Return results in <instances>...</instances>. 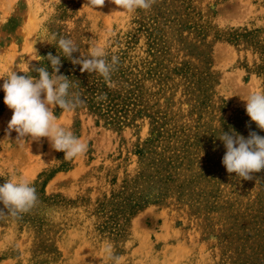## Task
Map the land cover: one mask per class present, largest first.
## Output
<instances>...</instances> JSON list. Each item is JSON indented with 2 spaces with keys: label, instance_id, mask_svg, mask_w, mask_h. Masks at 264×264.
Returning a JSON list of instances; mask_svg holds the SVG:
<instances>
[{
  "label": "rangeland",
  "instance_id": "rangeland-1",
  "mask_svg": "<svg viewBox=\"0 0 264 264\" xmlns=\"http://www.w3.org/2000/svg\"><path fill=\"white\" fill-rule=\"evenodd\" d=\"M85 5L0 0V78L34 48L59 54L42 28L74 39V56L96 42L120 60L110 87L61 57L58 74L85 104L54 113L87 143L80 158L47 138L16 141L0 91V184L25 179L40 201L0 219V264H113L109 243L120 264H264V171L228 174L217 138L264 136L243 101L264 91V0H155L135 14Z\"/></svg>",
  "mask_w": 264,
  "mask_h": 264
},
{
  "label": "clouds",
  "instance_id": "clouds-1",
  "mask_svg": "<svg viewBox=\"0 0 264 264\" xmlns=\"http://www.w3.org/2000/svg\"><path fill=\"white\" fill-rule=\"evenodd\" d=\"M111 3L118 11L135 14L138 10H150L155 0H111ZM104 5L105 0H86L85 7L96 11ZM39 36L51 41L60 52L41 57L34 48V57L21 61L23 71H10L7 78H0L3 81L0 84V91L4 92L3 102L12 112L7 132L15 131L16 141L24 143V138H28V141L47 138L52 149L62 152L67 160L83 157L88 151L87 143L59 124L58 116L54 113L57 108L64 113L75 112L85 104L80 91L72 90L75 86L69 77L58 74L62 66L61 57L73 65H79L81 72L98 74L106 84L115 87L112 77L118 71L119 56L109 58L106 46L96 42L91 43L86 56H74V53H80L74 39L51 33L47 28H42ZM18 72L23 75H18ZM106 99V93L97 97V100ZM243 101L250 122L264 131V91L249 94ZM217 138L225 149L221 163L228 174H235L240 181H248L253 179V174L264 171V136L249 131L245 138L230 128L227 132L221 129ZM39 204L36 189L27 180L13 177L0 184V219H20L38 208ZM105 252L113 264H120L121 257L115 253L111 243Z\"/></svg>",
  "mask_w": 264,
  "mask_h": 264
}]
</instances>
